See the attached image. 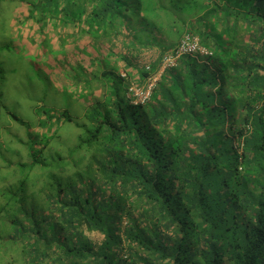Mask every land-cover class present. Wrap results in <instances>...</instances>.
I'll return each instance as SVG.
<instances>
[{
    "label": "trees",
    "instance_id": "obj_1",
    "mask_svg": "<svg viewBox=\"0 0 264 264\" xmlns=\"http://www.w3.org/2000/svg\"><path fill=\"white\" fill-rule=\"evenodd\" d=\"M30 1V18L49 12L46 30L78 32L103 72L83 91L92 128L79 147L96 143L92 160L105 161L44 226L22 230L24 260L264 264V0ZM193 38L205 52L183 55L137 102L130 88ZM150 50L157 59L140 66Z\"/></svg>",
    "mask_w": 264,
    "mask_h": 264
},
{
    "label": "rangeland",
    "instance_id": "obj_2",
    "mask_svg": "<svg viewBox=\"0 0 264 264\" xmlns=\"http://www.w3.org/2000/svg\"><path fill=\"white\" fill-rule=\"evenodd\" d=\"M22 4L0 0V259L19 262L11 264H32L19 254L32 245L21 239L22 230L35 229L36 221L44 226L58 213L59 200H69L105 161L101 154L92 160L89 143L79 147L92 123L84 68L71 63L80 49L78 32L57 30L62 21L48 31L44 23L52 14L36 10L30 18L33 8ZM148 53L137 57L140 66L157 59Z\"/></svg>",
    "mask_w": 264,
    "mask_h": 264
},
{
    "label": "built area",
    "instance_id": "obj_3",
    "mask_svg": "<svg viewBox=\"0 0 264 264\" xmlns=\"http://www.w3.org/2000/svg\"><path fill=\"white\" fill-rule=\"evenodd\" d=\"M197 50H200L203 53L205 52L203 48H200L198 38H193V40H191L190 42L187 41L184 42L182 45H180L177 51L165 54L161 61L160 71L150 76V78L147 79V83L143 88L138 86H133L130 88L131 93L134 96L138 97V100L136 101L144 102L146 99H148L156 89L162 73L165 70L176 66L183 55ZM144 64L145 67L147 68L150 67V64L148 63H144Z\"/></svg>",
    "mask_w": 264,
    "mask_h": 264
},
{
    "label": "crops",
    "instance_id": "obj_4",
    "mask_svg": "<svg viewBox=\"0 0 264 264\" xmlns=\"http://www.w3.org/2000/svg\"><path fill=\"white\" fill-rule=\"evenodd\" d=\"M78 36H80V35H78ZM77 40H81V39H77ZM84 40H86V43L87 44H90V45H92V43L93 42H95L91 37H89V38H86L85 37V39ZM85 44V43H84ZM117 44H119V49H121L120 51L122 52V53H124L125 52V48H124V46L123 45H120L121 43H120V41H117ZM83 45V43H80L79 44V47H80V49H79V55H77V59H79V62H80V64H75V66H77V67H79L80 65H82L83 66V68H84V72L82 73L83 75H84V77H81L82 79H81V81L84 79L86 82L87 81H89V80H92V77L93 76H96L97 74H99V75H101L103 72L102 71H99L98 69H97V66L95 65V63L93 62L94 60V58L93 57H90V56H86L83 52V50L84 49H86V47H83L82 46ZM90 49H92V50H94V47H90ZM124 52H123V51ZM155 50H150V53H155L156 54V51L154 52ZM91 53V55L93 54V51L92 52H90ZM148 55H150L148 52H146ZM143 55H145V54H143ZM152 55V54H151ZM152 61H154V60H152ZM96 74V75H95ZM88 78V79H87ZM75 81V80H74ZM91 82H93V81H91ZM88 90V86L86 85L85 86V88H84V90Z\"/></svg>",
    "mask_w": 264,
    "mask_h": 264
}]
</instances>
